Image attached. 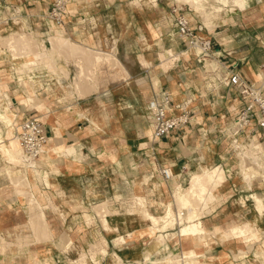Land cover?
Here are the masks:
<instances>
[{
	"label": "crops",
	"instance_id": "1",
	"mask_svg": "<svg viewBox=\"0 0 264 264\" xmlns=\"http://www.w3.org/2000/svg\"><path fill=\"white\" fill-rule=\"evenodd\" d=\"M54 1L0 0V45L24 33L50 45L54 34L101 53L103 60L94 65L83 55L61 51L52 53L54 69H28L23 64L34 55L0 50V77L5 78L0 90L13 97L15 123L38 116L51 138L39 164L21 160L26 174L27 167L40 168L41 176L31 169L29 189L45 220L35 217L52 235L35 237L27 197L5 177L4 166L10 165L0 163V236L10 242L0 244L5 251L0 264H77L82 251L89 254L87 264H168V257L192 249L201 264H264V209L253 197L264 203V171L260 168L249 183L240 147L260 144L264 158V129L254 118L244 132L233 134L246 102L235 87L219 83V71L209 70L206 62L239 72L264 94V0H67L63 25L48 17ZM179 14L195 34L211 41L210 57L200 59L199 49L178 34ZM159 91L170 93L171 115H179L176 105L187 100L191 115L187 123L155 137L148 103ZM28 92L35 103L24 102ZM1 103L8 105L6 99ZM217 167L225 179L213 198L181 205L175 192L191 187L194 173ZM163 168L170 169V178ZM169 208L177 222L150 237L146 230L153 223L147 214L167 215ZM183 211L184 218L195 211L210 235L206 243L180 235ZM246 224L252 230L242 232ZM234 227L241 233L229 236ZM102 237L107 252L95 260L89 251ZM121 237L124 243H116Z\"/></svg>",
	"mask_w": 264,
	"mask_h": 264
},
{
	"label": "bare ground",
	"instance_id": "2",
	"mask_svg": "<svg viewBox=\"0 0 264 264\" xmlns=\"http://www.w3.org/2000/svg\"><path fill=\"white\" fill-rule=\"evenodd\" d=\"M50 40H51V44L54 46V50H48V47L45 45V43L43 41L42 42H40L39 40L37 41L36 38L32 34H29L27 36H25V35H19V36L14 35L9 40H7L8 46H6V48L8 47V48H10L9 50L15 52L16 50L19 49V46L21 45L20 47H22L23 50L21 48L22 52L21 53L17 52L16 55H18V54L22 55L24 50L27 53L25 55L28 56L29 53L34 55L36 57L35 59L28 60L23 64V66L28 68V69L30 68V66L35 65L37 63L36 61L41 60V59L43 60L45 57L47 58V56L51 57V56H53V54H52L53 52H59L60 53V51H71V52L76 53V54H81V55L87 57L89 60L91 59L90 61H91V63H94V65H98L103 60V58H102L103 55L101 53L89 51L88 49H85L84 47H82L76 43L71 42L68 38L66 39L62 36H58V35L53 34L50 36ZM197 48L199 49V51H202L201 46H197ZM170 52H173V51L170 50ZM161 55L163 56V54H161ZM46 60L48 61V58ZM50 61H51V59H50ZM49 62L48 63L44 62V64L46 65L45 67L52 69V67H54L52 64L53 62H50V63ZM211 64L213 65L212 62L207 61L208 69L212 70V71H218V68L221 67V65L217 64V63L213 66H210ZM82 74H85V73L82 72ZM218 75H219V73H218ZM83 76H85V75H82L81 77H83ZM22 80L23 79H21V81ZM77 82H79V81H77ZM23 83H25V81ZM77 85H79L78 87H80V88L82 87V86H80V82H79V84L77 83ZM86 89H88V87ZM12 98L9 97L7 93H4V91L2 92L0 90V122H2L7 127H14V124H15V119L13 118V114H12L11 108H10V105L13 104ZM3 99L7 100L8 105H4L1 103V101ZM36 100L37 99L35 98V95L33 93H30V92H28V95L24 98V102L27 105L29 103H35ZM8 140H10L9 143H10L12 149L9 148L6 140L3 139L2 129L0 128V151L4 155H12L13 153L19 155V151L21 148L22 159L26 164H30V165L39 164V162H35L36 160H33V159L28 160L25 157L18 135H14L12 137H9ZM254 144L252 143L249 146L248 150H246L244 152L243 162H242V166H241L244 177L248 182H252L253 177L260 173L259 169L260 168L262 169V167H263L262 163H264V162L260 161V160H262V158L260 157V154H259V152L262 149L261 145L260 144L254 145ZM54 149L56 151L60 150L57 148H54ZM12 150H13V152H12ZM14 151H16V152H14ZM261 175H262V171H261ZM9 178H10V180L17 179L11 173L9 175ZM18 178H20V176ZM224 179H225L224 178V170L221 167H217V168H213V169H206L202 172L194 173L192 175V179H191V187H189L188 189L187 188L183 189L182 187H180L178 190L175 189V191L177 190L175 192V194H176L175 196L177 197L178 201L182 202L181 205L186 206V208H187V206L190 207L188 205V203L193 202L192 200L194 198L202 199L203 201H206L208 199H212L214 196L213 190H214V187L216 185L210 187L208 183L210 182L211 184H218L221 181H223ZM17 181L18 182H16V183L19 184L20 180H17ZM21 186H23V185H21ZM18 191H22V190H18ZM22 192H24V191H22ZM253 197L255 199H257L259 208L261 210L264 209V203L261 201L262 200L261 197L257 194L256 195L254 194ZM193 208H196V207H193ZM178 209H179V207H178ZM31 211H32V209H31ZM147 215L149 216L150 220L153 223L152 227L146 230V233L147 232L150 233V237H152V235L155 234L159 228L163 229L167 226H173L177 222V219L173 217L174 214H173L171 208H169L167 215H162V216H156V215H151V214H147ZM196 215L197 214H195V211H194V214L193 213L191 214V212H190L186 217L187 221H185L186 218H184L183 216L181 217L180 222L183 224H182V228L180 229V235H182L184 238H187L189 236H193L194 240L199 241L200 243H203V242H205V239L207 238L208 233H207L206 229L204 228L202 221L199 220L198 218H197L198 220H196V218H195V217H197ZM33 216H35V215H33ZM32 220H33L32 221V228L34 229L35 234L38 233L39 237L42 238L43 236H41V235L47 234V226L48 225L36 217H33ZM103 221L105 223V226L107 228H109L107 220L104 219ZM161 224H163V225H161ZM235 228L236 227H234V229ZM240 228H241L242 232H245V231L251 229V227L248 225H244ZM122 237L117 239L116 243H119L120 241L122 243H124V240ZM158 239L160 240L161 244H165V235L164 234L158 235ZM97 253H101V252H97ZM95 255L97 256L96 253H92L91 257L96 260ZM199 257H200L199 254H197V252L194 249H192V250L183 251L180 258H179V256H177L176 259H175V257L174 258L170 257V258H167L166 261L168 262V264H201L199 261ZM149 258L150 257H147L146 259L150 260ZM119 259H121V258L119 257ZM134 263L137 264L136 262H134ZM97 264H98V262H97ZM125 264H128V263H125ZM129 264H133V263H129Z\"/></svg>",
	"mask_w": 264,
	"mask_h": 264
},
{
	"label": "built area",
	"instance_id": "3",
	"mask_svg": "<svg viewBox=\"0 0 264 264\" xmlns=\"http://www.w3.org/2000/svg\"><path fill=\"white\" fill-rule=\"evenodd\" d=\"M155 1L153 0L151 3ZM66 8L67 0H55L48 14L49 19L56 25H63L65 22ZM174 11H178V9ZM175 27L179 35L188 38L190 45L202 47V51L198 53V56L201 57L200 59L211 56V41L195 34L189 19L185 15L179 14L176 17ZM199 28L202 29V26ZM218 71V82L225 86L235 87L241 99L246 102L245 108L237 117L233 134L236 136L244 132L254 118L257 120L258 127L264 129V94L262 87L247 81L237 71H230L223 67H219ZM208 72L210 73V71ZM261 73L264 76V62L261 67ZM189 104L190 100H187L176 105V108L180 109L181 113L176 116L171 115L173 100L170 93L167 91L157 92L148 103L154 136H165L171 130L187 123L191 115L188 108ZM17 135L20 139L23 153L28 160H36L46 153L51 139L46 124L38 116H30L25 119L19 126ZM234 141L237 142V138ZM161 173L167 179L172 175L169 168H163ZM184 213V211L179 213V220Z\"/></svg>",
	"mask_w": 264,
	"mask_h": 264
},
{
	"label": "rangeland",
	"instance_id": "4",
	"mask_svg": "<svg viewBox=\"0 0 264 264\" xmlns=\"http://www.w3.org/2000/svg\"><path fill=\"white\" fill-rule=\"evenodd\" d=\"M147 1L148 0H141V4H143V3H147ZM241 4H243L244 3V1L242 0L241 2H240ZM19 35H25V36H27V35H29V34H27V33H24V34H19ZM19 35H17V36H19ZM49 39H50V37H49ZM9 40V39H8ZM6 42V44H4V47H3V45L1 46L0 45V50H4V48H6V46H8L7 45V42L8 41H4V43ZM42 42V41H41ZM44 42V41H43ZM45 43V42H44ZM45 45L48 47V50H54V48L52 47V44H51V40H50V45L48 44H46L45 43ZM21 46V45H20ZM19 46V49L18 50H16L15 52L14 51H11V52H13V54L14 55H16L17 54V52L18 53H21L22 52V50H23V48L22 47H20ZM3 47V48H2ZM8 48V47H7ZM21 48H22V50H21ZM8 49H10V48H8ZM61 52V51H60ZM171 53V52H170ZM25 54H27L26 53V51L24 50V52L22 53V55H25ZM18 55H21V54H18ZM31 55V53H29L28 54V56H30ZM81 55V54H80ZM163 56H164V54H163ZM48 58V61L46 60ZM47 58L45 57L43 60L41 59V60H38V61H36L37 63L35 64V65H32V66H30V68L29 69H31V68H33L34 66H36V65H42V66H46L45 64H44V62L45 63H48L49 61H50V59H51V61L50 62H53L52 64H53V66L55 67V61L52 59V56L50 57V56H47ZM50 58V59H49ZM53 60V61H52ZM40 61V62H39ZM43 61V62H42ZM208 61H210V59H208ZM49 62V63H50ZM207 62V61H206ZM213 63V62H212ZM214 65V64H213ZM212 64L210 65V66H213ZM54 67H52V69H54ZM3 77V76H2ZM2 77H0V82L1 81H5V78L2 80ZM24 82V80H22L21 81V83L22 84H24L23 83ZM26 82V81H25ZM21 125V121H18V123L16 122L15 124H14V127H7L6 125H4L2 122H0V128L2 129V133L4 132V133H7V140H6V142H7V145L9 146V148L10 149H12V147H11V145H10V140H8V138L9 137H12V136H14V135H17V131H18V129H19V127L18 126H20ZM10 134V135H9ZM253 144H254V142H253ZM254 145H258L257 143H255ZM249 146L250 145H248V146H244V144H242L240 147H243V150L241 149V152H243V151H246V150H248V148H249ZM12 152H13V150H12ZM14 152H16V151H14ZM241 154V153H240ZM21 156H22V150H21V148H20V151H19V155H17V154H15V153H13L12 155H4L1 151H0V163H2L3 165H10V166H4V170H5V177L7 178V179H9L10 180V178H8V173L9 172H11V174L12 175H14V177L15 178H17V179H12V180H10L12 183H14V185L15 186H17V192L19 193V194H21V196H26L27 197V201L29 202V203H27L26 205H25V210H26V212H27V214L29 215L30 214V225L32 226V219H33V217H38V216H41V219L43 218L44 220H45V215H44V211L43 212H41V211H39L38 209H39V203H37V205L35 204L36 203V201L37 202H39L37 199H36V197H35V193H34V191H32V190H30L29 188L31 187L30 185H31V179H30V176H29V173H31L30 171H32L31 169H33L34 168V170H33V173H37L38 175H42V173H41V171H40V168H38L37 166H33V167H27V174L25 173L26 171L24 170L25 169V167H24V162L21 160ZM42 157V156H41ZM40 157V158H41ZM243 157V156H242ZM39 158V159H40ZM39 159H36V161H38ZM35 161V162H36ZM260 161H262V162H264V158H262V160H260ZM262 169H263V171H264V163H262ZM36 169V170H35ZM255 175V174H254ZM20 176V178H18ZM47 177H48V174H45V178H46V180H47ZM224 178H225V173H224ZM17 180H20L19 181V184L18 183H16V182H18ZM16 183V184H15ZM249 183H251V182H249ZM18 184V185H17ZM209 184V186L210 187H212V186H214V185H216V186H218V184H211L210 182L208 183ZM21 185H23V186H21ZM20 186L21 187H24V186H26L27 188V190H22V191H24V192H22V191H18V190H21L20 189ZM215 186V187H216ZM214 187V188H215ZM23 193V194H22ZM176 195V194H175ZM177 198V197H176ZM199 200H202V199H199ZM209 200V199H208ZM190 203H188V205H189ZM34 208V209H33ZM31 209H32V211H31ZM260 209V208H259ZM261 210V209H260ZM263 210V209H262ZM35 214H37V215H35ZM33 215H35V216H33ZM246 225H248V226H250L251 227V229L250 230H252V226L250 225V224H246ZM244 226V225H243ZM233 230H235L236 231V233L235 234H233V232L232 231H230L229 232V236H231V235H239V233H241V230L239 229V228H233ZM209 235V234H208ZM41 236H43L42 238H40L39 237V235H37V234H35V237L38 239V240H44V239H50L51 237H52V235L51 234H45V235H41ZM228 235L226 234V237H227ZM208 237V236H207ZM40 238V239H39ZM5 241H4V240ZM207 239V238H206ZM205 239V243L207 242V240ZM167 241V238H166V236H165V242ZM0 244L2 245V244H5V245H10V242L2 235V236H0ZM106 240L102 237V239L101 240H98V241H96V242H94L92 245H91V249H90V253L92 254V253H96V254H98L97 252H103L104 254L107 252V250H106ZM178 247L180 246V243L178 242ZM4 253H5V251H0V260L2 261L3 260V256H4ZM176 253H177V251H176ZM77 256H79L80 258L78 259V261H77V264H87V261H88V257H89V254L87 253V252H85V251H82L81 253H80V255H77ZM96 256V255H95ZM177 256H179V258L181 257V253H180V255H178V253L177 254H173L172 256H170V257H175V259H176V257ZM148 257V256H147ZM146 257V258H147ZM170 257H168V258H170ZM133 264H135V263H133Z\"/></svg>",
	"mask_w": 264,
	"mask_h": 264
}]
</instances>
